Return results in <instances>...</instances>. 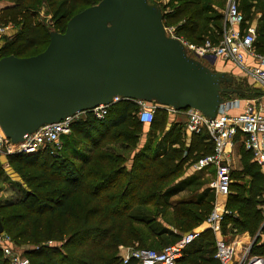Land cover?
<instances>
[{
	"label": "trees",
	"instance_id": "1",
	"mask_svg": "<svg viewBox=\"0 0 264 264\" xmlns=\"http://www.w3.org/2000/svg\"><path fill=\"white\" fill-rule=\"evenodd\" d=\"M100 1L8 0L11 5L1 10L0 25L13 26L15 33L4 38L0 59L43 52L52 30L63 33L74 15ZM150 1L162 6L164 24L175 28L176 36L197 45L221 40L223 16L212 0ZM237 1L246 21L259 16L255 51L264 55V0ZM44 7L52 14L50 24L38 18ZM236 88L244 91L240 98L256 95L246 81ZM137 112L133 101H123L112 105L103 119L88 114L76 121L60 149L49 144L32 155H7L25 188L16 200L0 201V219L30 264H123L120 247L161 251L211 214L215 202L211 180L185 177V170L211 155L214 143L206 133L186 142V126L158 108L146 125L149 137L141 146L145 127ZM156 134L162 139L154 144ZM241 138L238 134L236 140ZM239 154L227 201L233 214L225 216L222 231L252 237L260 233L250 252L264 258V175L250 152L241 147ZM4 172L0 162V179ZM183 192L189 198L172 200ZM215 250L213 233L205 231L177 264H219ZM0 264H10L1 248Z\"/></svg>",
	"mask_w": 264,
	"mask_h": 264
},
{
	"label": "water",
	"instance_id": "2",
	"mask_svg": "<svg viewBox=\"0 0 264 264\" xmlns=\"http://www.w3.org/2000/svg\"><path fill=\"white\" fill-rule=\"evenodd\" d=\"M164 17L150 0H102L74 15L63 33L52 30L43 52L2 57L0 131L18 147L41 127L116 97L215 119L244 95L236 87L245 80L214 68L215 57L195 56Z\"/></svg>",
	"mask_w": 264,
	"mask_h": 264
},
{
	"label": "built area",
	"instance_id": "3",
	"mask_svg": "<svg viewBox=\"0 0 264 264\" xmlns=\"http://www.w3.org/2000/svg\"><path fill=\"white\" fill-rule=\"evenodd\" d=\"M8 30L9 27L0 25V37ZM169 30L175 35L173 28ZM257 35V26L246 21L245 16L239 10L238 1L227 0L224 32L219 43L213 44L206 41L204 45L195 47L186 43L181 37H177L195 56L201 59L215 57L244 69L246 56L253 57L257 60L258 65L249 70L247 74L264 91V55H260L255 51ZM123 101L133 100L116 97L111 104L100 105L91 111L79 112L60 123L43 126L18 147H13L0 131V154L11 155L17 152L35 154L41 150L42 144L55 145L57 149H60L61 137L71 133L72 125L76 121L85 118L88 114L97 119H103L112 105ZM133 102L138 107L137 117L139 121L144 125L151 124L158 107L142 101ZM236 107H238V100L227 101L221 106L219 114L213 120L206 119L196 111L177 112L168 107H161L170 116L186 113L187 131L192 135L206 133L209 140L214 143L213 153L200 159L193 166L199 172L213 170L214 178L210 186L216 195L217 203L205 221V224L213 233L220 232L225 216L233 214L232 211L226 208L233 170V157L231 151H228V147L234 145L238 134L243 136L245 149L252 154L255 162L264 165V110H255L252 106H246L242 113L230 114L229 111ZM219 204L223 205L222 210H220ZM200 234L201 232L196 229L183 235L177 243L167 246L161 251L149 248L120 247L122 263L128 264L134 260L139 264H177L184 256L185 249L198 240ZM49 244H52V242H49ZM0 248L10 264H30L29 259L23 256V253L14 245L11 237L6 232L0 235ZM239 254H242L241 257H239ZM214 260L219 264H264V258L251 255L250 249L238 253L237 245L225 240L216 241Z\"/></svg>",
	"mask_w": 264,
	"mask_h": 264
},
{
	"label": "crops",
	"instance_id": "4",
	"mask_svg": "<svg viewBox=\"0 0 264 264\" xmlns=\"http://www.w3.org/2000/svg\"><path fill=\"white\" fill-rule=\"evenodd\" d=\"M10 5L11 4L8 1L0 0V12H1L2 9H4V8L10 6ZM258 19H259V16H256L253 21H250V22L247 21V22L249 24H253V25L257 26L258 25ZM224 26H225V17H223V32H224ZM14 33H15L14 31H11L9 29L7 31V33H5L3 36H4V38L5 37H11ZM3 36H1V37H3ZM4 38H3V41H0V48L4 44ZM257 65H258L257 60L254 59L253 57H250V56H246V58H245V68L244 69L236 67L231 62H227V61H224V60L219 59V58L216 59L215 66H216L217 70L225 71V72L228 71V72L234 74L239 79L245 80L247 82L248 89L256 92V95H254L253 99H244V98H240L238 96L235 97V98H232L231 100H233V101L238 100V107L232 108L229 111L230 114H232V115L240 114V113H242L244 111L246 106H252L255 110H258V109L264 110V91L261 88V86L258 83H256L251 77H249L248 74H247L249 72V70H252ZM181 114H185L186 115V113H181ZM181 114H177V115H181ZM177 115H175V116H177ZM175 116H171V119L173 120V117H175ZM176 123L180 124L179 120H176ZM185 126H186V123H185ZM191 137H192V134H190L189 131H187V129L185 127V141L189 143L190 140H191ZM243 140H244L243 138L239 139L238 141L235 140L234 145L232 147H228V151H231V153H232L233 168L234 169H237L240 166L241 155L239 153L241 152V147H243L244 150H246L245 146H244V143H243ZM253 161H254V159H253ZM0 162H1V164L3 166V169L6 171V174L8 176L7 178H5L2 175V177L0 179V182H1V184H0V201H6V202L7 201H14L18 197V193H19V195H21L22 188H25L24 184L22 183L19 175L17 173H15L14 171H11L9 169L11 167L9 166V163H8V160H7V155L0 154ZM194 164H192V167L194 166ZM259 166H260L261 172L264 175V165H259ZM193 169H194V167H193ZM193 175L201 177L202 180H208L209 178L214 176L212 169L207 171V172H199V171H196L194 169V171H192V174L187 173V174H185V177H190V176H193ZM205 176L208 179H205ZM208 181H210V180H208ZM10 194H12V196L8 197V196H10ZM1 196H5V197H1ZM188 196L189 195H188L187 192H183V193H181L179 195L174 196L172 198V200L176 201V200H180V199H187V198H189ZM214 196H215V202H214V207H215L216 203H217V199H216V195H214ZM227 201H228V199H227ZM227 201H226V208H227ZM219 206H220V210H222L223 209V205L219 204ZM222 228L223 227H221V231L218 232V233H213L211 231L213 233L214 237H215V243L218 240H225V241H227L229 243L236 244L237 247L239 246L240 247V251H238V253L239 252L243 253L247 249H250V251H251V248L254 245L253 241L255 240L256 237H252V236H250L249 233L246 232V233H243V234L236 235L235 238H234L235 240H230V239H228L229 232L226 235L223 234V231H222L223 229ZM197 230H199L201 233H203L205 231H208V230L210 231V229L207 227L205 222L200 227H198ZM261 236H262V239H264V234L261 235ZM241 255L242 254H239V257H241Z\"/></svg>",
	"mask_w": 264,
	"mask_h": 264
},
{
	"label": "rangeland",
	"instance_id": "5",
	"mask_svg": "<svg viewBox=\"0 0 264 264\" xmlns=\"http://www.w3.org/2000/svg\"><path fill=\"white\" fill-rule=\"evenodd\" d=\"M5 1H8V0H5ZM212 2H213V4H215L214 7L218 9L217 11H218L223 17H225L226 7H227V0H212ZM38 18L40 19V21H43V22L46 23V24H50V23H52V14L49 13V12H48V9L45 8V7L41 9L40 13L38 14ZM7 27H9V29H10L11 31H14V30H13V26L8 25ZM173 29L175 30V28H173ZM3 38H4V36L0 38V39H1L0 41H3ZM181 38H182L186 43H188L189 45H194L195 47H196V46H202V45H204L206 41H210L211 43L215 44V43H214L213 41H211V40H206V41L204 42V44H202V45H197V44L192 43L191 41H189L188 39H186V38L183 37V36H182ZM214 68H216V66H214ZM247 80H248V79H247ZM173 120H174V123H176V120H179L180 124H181V125H184V127H185V123L187 122V116H186L185 114L177 115V116L173 117ZM143 126L145 127V131H144V133H143L142 138H141L140 141H139V145H141V146L145 145V143H146V141H147V139H148V137H149V133H148V128H147V126H146V125H143ZM64 137H66V136L61 137L60 145L64 144V142L66 141V138H64ZM161 139H162V134H156V135H155V139H154V144H157ZM46 146H47V145L42 144L41 149H44ZM54 146H55V145H54ZM55 147H56V146H55ZM27 155H32V154H27ZM251 155H252V154H251ZM252 157H253V156H252ZM9 169H10L11 171H14L12 168H9ZM233 169H234V168H233ZM192 171H194V169H193V167H192V164H190L189 166L186 167L185 173H186V174H187V173L192 174ZM14 172H15V171H14ZM3 177H5V178L8 177L7 174H6V171L4 172ZM205 179H208V178L205 176ZM208 180H211V182L213 181V180H212V177L209 178ZM0 184H1V182H0ZM3 195H4V194H3ZM8 195H9V194H8ZM11 196H12V194H10V196H8V197H11ZM1 197H5V196H1ZM234 238H235V234H234V233H229V235H228V239H230V240H235ZM152 249H154V250H156V251H160L159 249H156V248H152ZM237 250L240 251V247H239V246L237 247Z\"/></svg>",
	"mask_w": 264,
	"mask_h": 264
}]
</instances>
